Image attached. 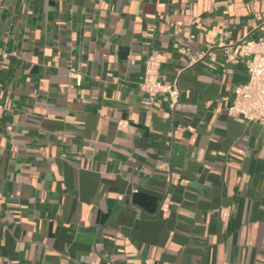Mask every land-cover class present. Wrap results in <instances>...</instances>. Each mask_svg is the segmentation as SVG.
Instances as JSON below:
<instances>
[{
  "label": "crops",
  "instance_id": "obj_1",
  "mask_svg": "<svg viewBox=\"0 0 264 264\" xmlns=\"http://www.w3.org/2000/svg\"><path fill=\"white\" fill-rule=\"evenodd\" d=\"M259 38L264 0H0V264H264Z\"/></svg>",
  "mask_w": 264,
  "mask_h": 264
},
{
  "label": "built area",
  "instance_id": "obj_2",
  "mask_svg": "<svg viewBox=\"0 0 264 264\" xmlns=\"http://www.w3.org/2000/svg\"><path fill=\"white\" fill-rule=\"evenodd\" d=\"M245 54H255L257 59L247 60L248 80L235 87L233 101L228 107V113L255 121L264 117V38L248 40L245 46ZM161 63V56L151 55L147 58L145 74L140 86L150 97L167 94L171 104L174 105L178 101L179 88L175 83H166L160 79ZM1 107L3 106L0 105ZM123 125V122H119L120 127Z\"/></svg>",
  "mask_w": 264,
  "mask_h": 264
}]
</instances>
